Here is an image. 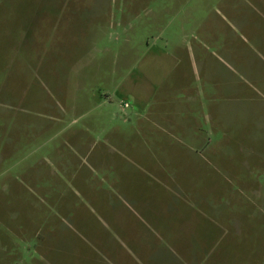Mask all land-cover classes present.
<instances>
[{"label":"rangeland","instance_id":"rangeland-1","mask_svg":"<svg viewBox=\"0 0 264 264\" xmlns=\"http://www.w3.org/2000/svg\"><path fill=\"white\" fill-rule=\"evenodd\" d=\"M259 12L264 0H0V264H114L93 240L96 219L89 235L71 218L64 230L36 222L50 204L29 190L37 175L44 194L61 160L72 177L99 152L109 170L92 181L118 179L121 165L124 185L161 165L188 188L158 210L178 251L160 261L264 264V111L236 71L264 85L242 39L250 31L264 50ZM182 70L185 92L169 87Z\"/></svg>","mask_w":264,"mask_h":264},{"label":"crops","instance_id":"crops-1","mask_svg":"<svg viewBox=\"0 0 264 264\" xmlns=\"http://www.w3.org/2000/svg\"><path fill=\"white\" fill-rule=\"evenodd\" d=\"M259 15L261 18H264V12H259ZM247 37L243 35L242 38L245 44L264 62V50L257 47L251 40L250 31ZM186 54L188 56L191 55L188 51ZM168 57L169 59H175V57L170 54ZM178 57L184 58L182 51L179 52ZM218 57L222 58L220 56ZM222 63L229 65L225 62ZM236 71L239 72V74H237L239 80L243 81L245 86H247L245 88L247 90L245 98L255 99L257 97L259 102L262 101V104H258L254 106V108H261L264 111V85L258 84L257 80L248 77L247 73L244 72L242 68ZM205 78L209 80L207 72ZM188 84V73L182 70V72L178 73L177 79L173 81V84L169 87H173V89L178 88L182 91ZM213 88L215 89V95L218 92L216 91L217 88H219L218 83L213 85L212 90ZM183 92H185V89H183ZM203 95L210 96V93H204ZM240 98H243V96ZM191 135H189L190 138H188V140L191 142H198L199 146L202 144V141H204L203 137L200 135ZM107 158L108 156L104 152H99L91 161L87 162L88 164H81L83 168L79 167L78 172L72 177H66V172L72 166L67 164L66 161L61 160L60 165L63 164L62 166H56L53 170L49 171V173L55 175L57 179L55 178V180L48 185L44 194L42 193V181L36 175L32 187L29 188L27 186L30 190V197H32L35 204L39 202V204L43 205V201L49 203L50 208L47 209V213L49 214H44V216V211L39 209L37 215H35L34 221H47V226L51 225L56 229L60 228L64 230V227L70 223L69 218H71L73 226L75 225L74 229L76 228L75 235L79 232L78 230L82 231V229L89 235L88 230H94L96 226H90L88 221L93 222V220L96 219L101 224L100 227L102 231L99 229L94 233L96 236L100 235L96 240L93 238L94 235H91V237L97 242L103 254H105V257H109L114 264H166L160 261L157 255L164 251V249H168V252L171 254H174L172 250L175 252L178 251L167 239L166 224L164 221L166 214H158V212L166 210V213H168L169 209H175L177 200L170 198V191L177 189L179 190L178 193H181V189L187 190L188 188H185L182 184H179V187L170 184L172 180L169 177V172H165L164 169L160 167L161 165H158L153 171L143 169L144 173L141 177H138V181L135 180L134 182H128L124 185H122L123 175L121 165H118L116 171L118 173V179L111 181L107 178L106 180V175L103 173L101 180L98 181L93 178L94 181H92L91 177L97 171L105 172L104 168L109 170V166H107L106 163ZM114 168L116 169V166H114ZM147 181H151L149 186L145 184ZM155 187L161 190L162 193H159L157 199H155L157 208L155 209L154 217L152 193L155 192ZM39 188L40 197H37ZM192 192L191 189L190 196ZM172 194L174 193L172 192ZM13 196H16V194L14 193ZM18 198H21L20 195ZM36 198H40L42 201H36ZM47 199H49V201H46ZM184 199L186 205L189 207L188 216L199 220V218H201V213L198 211L199 206L195 202H191L195 204H188L186 198ZM78 212H80V214H78ZM156 214L159 216H156ZM70 215L71 217H69ZM74 219L76 221H74ZM107 229L111 231V235L114 236L113 238L111 237V239L109 238V240L105 237L106 233L109 234ZM111 235L109 234V236ZM111 245H113V248L109 247ZM182 264H200V261L193 256L191 259L185 260V263L183 262Z\"/></svg>","mask_w":264,"mask_h":264}]
</instances>
